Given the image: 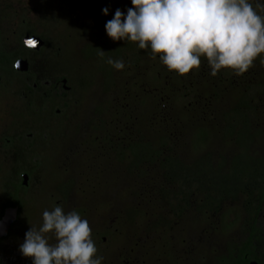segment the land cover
Here are the masks:
<instances>
[{
	"label": "rangeland",
	"instance_id": "1",
	"mask_svg": "<svg viewBox=\"0 0 264 264\" xmlns=\"http://www.w3.org/2000/svg\"><path fill=\"white\" fill-rule=\"evenodd\" d=\"M11 4L13 10H22V16L32 24V34L45 43L43 52L33 60L32 69L65 78L71 88L64 109L65 139L59 140L56 129L49 124L51 131L38 165L40 179L24 193L25 199L20 204L22 215L13 228L12 243L19 245L30 226L38 228L43 210H51L53 202L58 201L65 204L61 206L65 212L75 210L87 219L91 236L103 257L102 264H109L110 259V241L100 239L107 236L108 230H118V237L110 239L111 247L119 242L117 254L137 242L136 251L140 256L142 252H150L152 241L158 235L151 227L157 218L176 220L170 225V235L182 236L187 241L190 237L201 240L196 242L197 256L211 258L213 255L208 250L224 252L236 245L242 239V224L235 220L245 216L244 208L236 202H225L220 210L203 215L194 209L201 193L192 189L187 205L192 207L174 217L168 207L174 204L165 200L163 190H173L175 185H166L160 161L172 155L183 166H192L201 159L208 160L212 169L221 160L227 165L237 148L233 140L225 137L224 123L225 118L226 124L234 119L228 112L240 98L242 102L251 99L248 114L251 131L262 130V138L252 149L264 153V54L258 55L243 74L236 75L230 70L227 75L233 82L215 90L213 86L218 84L211 81L216 78L209 75L210 66L203 56L198 68L178 74L169 71L158 57L153 58L148 49L142 50L139 60L135 58V42L115 41L117 45L123 43L111 50V55L102 41L95 43L92 28L97 25L96 21L111 19L117 7L124 11L126 6H131L130 0H21ZM104 6L109 7L107 16L101 14ZM101 50L104 58L98 60ZM120 54L125 63L122 70L105 62L107 57L120 59ZM198 127L206 129L208 141L194 149L192 137L200 142L205 132L201 134L202 129ZM114 128L116 137H113ZM227 130L231 129L227 127ZM163 131L171 135L167 145L161 148L162 155L157 162L129 172L125 162H113L108 157L109 138H118L126 144L125 139L143 133L150 141L152 134L160 135ZM66 143L65 157L60 160ZM58 165L60 169H67V178ZM7 199L0 191V209ZM129 209L147 212L143 226L121 225L120 219L125 213L126 218L132 217ZM191 223L195 226L191 227ZM260 223L263 232L256 245V255L264 263V219ZM226 224L232 225L223 230ZM47 235L49 242L54 243L52 234ZM24 264H31V259L25 258Z\"/></svg>",
	"mask_w": 264,
	"mask_h": 264
},
{
	"label": "flooded vegetation",
	"instance_id": "2",
	"mask_svg": "<svg viewBox=\"0 0 264 264\" xmlns=\"http://www.w3.org/2000/svg\"><path fill=\"white\" fill-rule=\"evenodd\" d=\"M19 1L21 0H0V191L1 195L8 198L6 204L0 209V220L6 210H15V218L6 235L0 237V264H24L25 258H30L23 257L17 251L18 245L12 243L11 234L22 215L20 204L25 199L26 194L24 193L40 179L38 165L44 144L51 131V128L48 127L49 124H52L51 126L56 129L55 135L58 136V139L62 138L61 141H63L65 134L63 131L66 128L64 109L67 105V95L71 90L67 86L65 78L47 76L32 69V62L43 52L45 43L42 41L41 47L37 50L32 49V44L26 43V38L31 39L34 35L32 34V24H29L22 16V10L20 9V12L12 9L13 4L11 3ZM96 22L97 25L92 28L95 33L94 41L95 43L102 41L101 44L103 43L102 45L107 47L106 51L111 55V50H116V47L124 41L117 45L115 41L107 37L103 28L105 22L103 20ZM103 58L102 55L97 57L98 60ZM118 58L121 59V54ZM204 63L203 65H205ZM230 70L221 68L215 76L209 74L212 78H216V81H211L218 84V86H213L215 90L225 83L233 82L232 80L230 82L227 75L232 71ZM221 95L223 96V93ZM58 102L61 105L57 104ZM114 131L115 128L113 137H116ZM116 140L119 144L117 147ZM125 141L126 144L120 142L118 138H109L107 149L110 160L125 162L126 170L129 172L137 171L144 164L149 163L147 153L149 140L143 133L135 138L125 139ZM66 146L67 143L63 146L60 160L65 157ZM166 158H172L174 162L181 163L175 156L169 155ZM58 169L66 176L65 178L68 177L67 169H60L59 165ZM165 174L163 169L162 177L164 179ZM193 183L194 181H192ZM192 189L195 190V186H190V191L193 193ZM173 190L175 191V188ZM56 205L65 206L64 203L53 202L52 206ZM168 207L171 215L179 217L192 206L179 204ZM220 208L221 206H195L194 209L196 212L206 215L216 212ZM128 211L133 215L126 218L127 213H125L124 218L120 219L122 226L134 228L135 225L143 226L145 224L146 211L140 212L138 209H129ZM236 219L235 222L241 221L242 224V239L236 245L227 247L224 252L208 250L207 253L210 256L213 255L211 258L203 255L197 256L196 242H201V240L197 241L196 238L190 237L187 241L182 236L169 234L170 225L175 224L176 220L167 221L164 218H157L152 222L151 227L158 235L152 241L150 252H142L140 256L136 251L137 242H133L122 254L116 252L119 242L111 247L110 239L118 237L117 228L113 231L108 230L107 236L105 234L100 239L102 242L106 241V238H108V242L110 241L109 264H264L256 255V245L260 242L263 232L260 223L262 218L258 215L255 220H246L243 215L242 219ZM204 221L206 222V220ZM232 224L223 225V230L230 229ZM190 226L194 227L195 224L191 223ZM96 248L97 255H101L97 245ZM106 251L102 252L106 253ZM240 259L243 261H239Z\"/></svg>",
	"mask_w": 264,
	"mask_h": 264
},
{
	"label": "clouds",
	"instance_id": "3",
	"mask_svg": "<svg viewBox=\"0 0 264 264\" xmlns=\"http://www.w3.org/2000/svg\"><path fill=\"white\" fill-rule=\"evenodd\" d=\"M117 7L103 28L111 40L135 42L169 71L186 74L201 57L215 76L221 68L243 74L264 54V0H130ZM109 7L101 8L107 16ZM101 50V55H103ZM105 62L122 70V59ZM40 226H30L18 245L31 264H102L86 218L59 205L45 209ZM48 233L55 238L49 242Z\"/></svg>",
	"mask_w": 264,
	"mask_h": 264
},
{
	"label": "trees",
	"instance_id": "4",
	"mask_svg": "<svg viewBox=\"0 0 264 264\" xmlns=\"http://www.w3.org/2000/svg\"><path fill=\"white\" fill-rule=\"evenodd\" d=\"M136 49L137 52L133 55L139 60L142 49ZM250 101L251 99L246 98L242 102L240 98L238 104L228 112V116L230 114L234 119L226 124L225 118V137L233 140L237 148V153L227 165L224 160H221L218 166L212 169L208 160L205 159H201L192 166H183L179 161L174 162L172 158L166 157L160 161V168L166 173L164 175L166 185H175V191L169 188L163 191V196L168 203H173L175 206L188 205L190 186H195L196 191L201 193L198 206H221L225 202H236L243 206L246 220H255L258 215L264 219V153L260 154L252 149L254 143H259L262 138V130L253 128L255 131H251V117L248 115L251 109ZM236 114L242 117L237 118ZM227 127L231 130L228 131ZM198 128L202 129L201 134L206 130L204 127ZM170 135L171 132L163 131L160 135L150 136L147 152L149 163L158 161L162 155L161 150L167 145ZM202 136L200 142L192 137L194 149L203 147L208 141L207 131ZM192 181H194L193 184Z\"/></svg>",
	"mask_w": 264,
	"mask_h": 264
},
{
	"label": "water",
	"instance_id": "5",
	"mask_svg": "<svg viewBox=\"0 0 264 264\" xmlns=\"http://www.w3.org/2000/svg\"><path fill=\"white\" fill-rule=\"evenodd\" d=\"M27 41H33L32 43V49L37 50L41 47L42 45V40L39 37L32 36L31 39L26 38V43ZM15 218V210L8 209L5 212V215L2 217L0 220V237H3L6 235L7 230L10 227V224Z\"/></svg>",
	"mask_w": 264,
	"mask_h": 264
},
{
	"label": "snow or ice",
	"instance_id": "6",
	"mask_svg": "<svg viewBox=\"0 0 264 264\" xmlns=\"http://www.w3.org/2000/svg\"><path fill=\"white\" fill-rule=\"evenodd\" d=\"M28 43H29V44H32V43H34V42H33V41H28Z\"/></svg>",
	"mask_w": 264,
	"mask_h": 264
}]
</instances>
